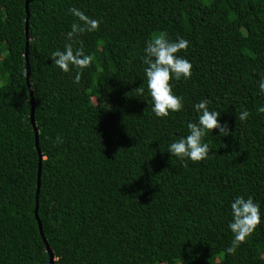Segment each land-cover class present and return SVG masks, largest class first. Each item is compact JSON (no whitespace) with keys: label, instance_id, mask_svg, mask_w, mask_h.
<instances>
[{"label":"trees","instance_id":"obj_1","mask_svg":"<svg viewBox=\"0 0 264 264\" xmlns=\"http://www.w3.org/2000/svg\"><path fill=\"white\" fill-rule=\"evenodd\" d=\"M26 1L0 0V264L49 263L28 84L54 264H264V0H28V80ZM71 7L101 21L79 38L92 59L78 84L50 59ZM159 32L188 40L178 54L192 64L190 79L170 81L182 110L163 119L141 61ZM101 93L109 105L93 103ZM201 98L230 135L213 130L208 158L185 164L167 146ZM238 195L259 203L261 223L227 255Z\"/></svg>","mask_w":264,"mask_h":264},{"label":"clouds","instance_id":"obj_2","mask_svg":"<svg viewBox=\"0 0 264 264\" xmlns=\"http://www.w3.org/2000/svg\"><path fill=\"white\" fill-rule=\"evenodd\" d=\"M68 13L75 20L70 30L65 33L66 42L63 48L53 51L50 59L52 65L62 73L74 74L73 83L78 84L92 59L80 46L79 38L84 33L95 32L101 21L75 7L69 8ZM188 44V40L182 37H177L175 40L168 39L165 32L151 36L144 44L141 61L144 65V84L147 96L150 98L147 104H150V111L157 119L166 118L183 108L182 98L173 93L170 81H187L192 75L191 62L178 54L186 50ZM257 87L258 94L264 96V74L260 75ZM208 104L206 98H201L192 105L196 118L187 122L186 135L168 144L166 152L170 158L174 157L185 164L189 161L200 162L207 159L210 152L209 144L204 139L209 133L212 135L213 130H216L218 138L230 135L227 122L221 124L220 113L210 110ZM259 111L264 112V106H261ZM248 116V110L243 109L238 118L244 121ZM53 143H63V137L57 136ZM229 214L231 219L227 228L232 234V240L225 252L227 255H233L261 223L260 205L251 196L245 198L238 195L229 205Z\"/></svg>","mask_w":264,"mask_h":264},{"label":"water","instance_id":"obj_3","mask_svg":"<svg viewBox=\"0 0 264 264\" xmlns=\"http://www.w3.org/2000/svg\"><path fill=\"white\" fill-rule=\"evenodd\" d=\"M29 1H26V13H27V19H26V28H25V32H26V38H27V44H26V53H25V57H26V71H27V80L29 78V65H28V43H29V34H28V21H29ZM29 87V91H30V96H31V101H32V111H31V123L35 129V145H36V149L38 151L39 157H40V167H39V172H38V181H37V192H36V209H35V217L38 221V225H39V230H40V234L42 236V239L46 245V250L47 253L49 254V263L48 264H54L55 259H54V253L52 251V249L50 248V246L48 245V242L46 240V238L44 237V233H43V229H42V224L40 222L39 216H38V195H39V191H40V184H41V159H42V155L39 149V141H38V130L36 128V123H35V119H34V101L32 99V90L28 84Z\"/></svg>","mask_w":264,"mask_h":264},{"label":"rangeland","instance_id":"obj_4","mask_svg":"<svg viewBox=\"0 0 264 264\" xmlns=\"http://www.w3.org/2000/svg\"><path fill=\"white\" fill-rule=\"evenodd\" d=\"M93 103L94 104L102 103L105 104L106 106L109 105L107 94L106 93L99 94V96L93 99Z\"/></svg>","mask_w":264,"mask_h":264}]
</instances>
